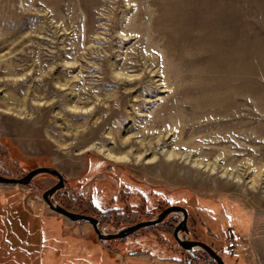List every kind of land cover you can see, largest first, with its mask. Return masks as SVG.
Instances as JSON below:
<instances>
[{"label": "rangeland", "instance_id": "obj_1", "mask_svg": "<svg viewBox=\"0 0 264 264\" xmlns=\"http://www.w3.org/2000/svg\"><path fill=\"white\" fill-rule=\"evenodd\" d=\"M39 167L64 176L55 201L101 219L104 234L181 206L183 240L226 264H264V0H0V175ZM57 183L0 184V264H37L34 242H1L24 214L33 229L55 220L102 242L50 209L43 194ZM182 220L107 242L129 262L216 264L201 249L192 263L174 237Z\"/></svg>", "mask_w": 264, "mask_h": 264}, {"label": "crops", "instance_id": "obj_2", "mask_svg": "<svg viewBox=\"0 0 264 264\" xmlns=\"http://www.w3.org/2000/svg\"><path fill=\"white\" fill-rule=\"evenodd\" d=\"M28 216L31 219V213ZM37 217L33 214L36 221ZM18 219H21L22 230L12 233V228L6 227L5 232H2L1 242H34V246H23L27 249L28 256L32 250L30 246L33 247L32 254L36 256L37 264H181L143 253L132 255L129 262L125 255L113 253L101 242L91 241L87 234L62 232L59 222L55 220H42L33 229L31 224L25 222V219L28 220L27 214Z\"/></svg>", "mask_w": 264, "mask_h": 264}, {"label": "water", "instance_id": "obj_3", "mask_svg": "<svg viewBox=\"0 0 264 264\" xmlns=\"http://www.w3.org/2000/svg\"><path fill=\"white\" fill-rule=\"evenodd\" d=\"M41 174H50L52 176H55L58 179V183L55 184L52 188L44 192L43 199L46 201L48 206L51 210L69 218L73 222L77 221H84L89 222L93 225L94 230L96 234L98 235V238L100 240H113L118 238H125L128 235L149 226H154L156 224L161 223L165 220L167 216H169L171 213H177L181 212L183 214V220L178 224L174 231V237L178 244L187 252L191 253L192 256H196L195 250L201 249L204 252H206L214 261L216 264H226L225 261L222 259V257L208 244L201 242V241H193V240H183L180 237V232H188L187 228V221H188V212L185 208L181 206H171L167 209H165L163 212H161L157 218L149 221H143L138 224H135L133 226H130L124 230H122L119 233L116 234H104L100 230V220L96 217L81 214V213H75L67 210L63 206H60L54 199L55 194L65 187V180L64 176L56 169L49 168V167H39L32 171H30L28 174H26L22 178H13V177H7L4 175H0V184L4 185H28L35 177ZM188 264H191V261L188 262Z\"/></svg>", "mask_w": 264, "mask_h": 264}, {"label": "bare ground", "instance_id": "obj_4", "mask_svg": "<svg viewBox=\"0 0 264 264\" xmlns=\"http://www.w3.org/2000/svg\"><path fill=\"white\" fill-rule=\"evenodd\" d=\"M96 147V146H95ZM97 149V148H96ZM98 151L102 153L107 159L114 162H123V163H136L140 160V155H133L128 153H121L120 151L115 152L111 149H103L98 147Z\"/></svg>", "mask_w": 264, "mask_h": 264}, {"label": "trees", "instance_id": "obj_5", "mask_svg": "<svg viewBox=\"0 0 264 264\" xmlns=\"http://www.w3.org/2000/svg\"><path fill=\"white\" fill-rule=\"evenodd\" d=\"M67 210H69V211H71L72 212V210L71 209H69V208H66ZM101 218H102V220H104L103 221V223L105 222V220H108V219H111V216L110 215H106V214H104V215H102V216H100ZM101 220V219H100ZM101 222V221H100ZM164 222V221H163ZM162 223V222H161ZM101 224H102V222H101ZM160 224V223H159ZM157 225V224H156ZM156 225H154V226H156ZM150 227V226H149ZM107 241H109V240H102V242L101 243H103L108 249H114L113 247H112V244H111V242H107ZM186 251V250H185ZM190 255H191V259H192V263L196 260L195 258L197 257V255L196 256H192V254L191 253H189Z\"/></svg>", "mask_w": 264, "mask_h": 264}, {"label": "built area", "instance_id": "obj_6", "mask_svg": "<svg viewBox=\"0 0 264 264\" xmlns=\"http://www.w3.org/2000/svg\"><path fill=\"white\" fill-rule=\"evenodd\" d=\"M227 249L231 251L233 254H238L240 247L236 242H229L227 245Z\"/></svg>", "mask_w": 264, "mask_h": 264}]
</instances>
